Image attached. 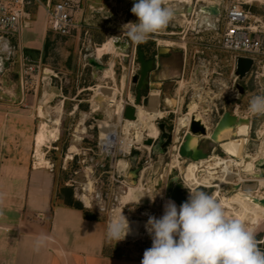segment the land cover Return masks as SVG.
<instances>
[{"label": "rangeland", "instance_id": "rangeland-1", "mask_svg": "<svg viewBox=\"0 0 264 264\" xmlns=\"http://www.w3.org/2000/svg\"><path fill=\"white\" fill-rule=\"evenodd\" d=\"M189 1L165 0V4L174 11H179L182 8L186 10L188 5L197 6L201 2L196 4V0H192L190 4ZM133 3L134 0H80L76 14L78 29L71 36H61L51 31L44 9L34 7L31 9V26L23 29L21 33H13L14 52L9 67L0 74V238L4 236L2 232L6 228L7 231H10V228L32 230L35 228L32 224L47 221L45 213L31 211L26 207V197L10 196V193L25 188L29 171L33 175L29 181L31 190L38 188L36 191L40 196L50 198L51 206L53 198L58 200L56 194L61 186L72 185L76 197L106 221L107 225L113 217L115 207L121 206L120 197L130 185L139 182V176H135L133 172L136 168L141 165H153L146 170L141 180L145 186L152 187L154 171L161 174L162 180L167 177L165 166L172 161L171 150L165 155L151 153V162L148 161L147 150L140 151V158V152H136L134 154L139 160L133 159L132 156L126 157L127 167L121 163L118 170L111 167V158L101 152L100 133L103 128L96 121L99 119L92 116L94 113L89 114L90 106L97 97L96 87H119L120 72L117 71V75L112 74L114 71L111 72L112 76H116L115 82L95 71L92 66L85 67L84 56L95 53L101 56L103 61H111V53L108 50L111 38L126 33L123 25L137 21V17L131 12ZM245 6L264 16V0H253ZM254 8L257 11H254ZM184 12L176 13L165 29L152 34L142 43L143 49L149 54L158 48L163 50L164 46L159 40L179 43L167 46L168 51L162 56V60L172 62L171 67L182 64L184 68L182 57L185 51L188 55L184 72L182 71L179 77L169 79L165 84L160 101L161 108L168 109L169 105L177 104L173 97L176 95L179 81L182 80L183 100L178 102L176 114L172 113L162 120L168 122L169 127L172 122L177 125L178 119L191 108L192 101L200 102V107L205 103L210 104V110L202 114L207 118L210 127L208 134H211L219 125L215 123L223 112L222 109L226 107L227 110L233 111L238 104L240 106L237 113L248 117V125L250 120L244 159L251 160L253 157L262 156L264 115L250 113L248 103L253 95L264 94V55L258 57L259 74H250L241 82L245 91L240 95L236 86L238 81L233 75L234 68L231 65L232 53L211 46L216 43L224 23L219 25L218 30L196 29L197 24L193 23L195 14L192 12L188 15ZM130 41L136 45L131 39ZM30 65L34 70L24 74L27 78L25 77L24 83L21 84L20 73ZM126 93L135 94L136 88L127 84ZM143 93L147 94V91ZM111 98H116V95ZM145 104L149 107L147 102ZM225 115H221L222 119ZM104 117L111 125H118L115 114L110 115L104 111ZM240 119V116H233L229 121H233L235 125ZM93 124L94 126L90 127ZM78 137L79 139H76ZM230 137L234 136L231 134L229 139ZM73 141H76L75 151L70 150ZM200 145L209 150L210 154L218 155L222 152L220 143L208 137L202 138ZM232 167L238 174L232 176L231 183L222 186L217 200H220L229 218L252 223L257 213L264 212V186L257 185L253 180L254 176L247 174L240 165L233 163ZM132 172L134 175L130 177ZM239 177H242L241 181ZM115 179H124L125 186L120 187V183ZM203 182L205 184V181ZM253 184L256 186L251 187ZM153 190L156 194L155 187ZM196 190L214 196L218 188L199 185ZM158 196L157 203L163 205L167 197L163 193V198L160 194ZM122 212L129 222L138 221L139 228L132 229L123 241L116 244L115 241L109 242V249L114 254L143 258L144 251L152 246V239L145 230V224L149 215L160 218V210L132 202L123 206ZM249 214H254L250 220L247 219ZM254 232L257 246L264 247V243L258 242L264 239V219Z\"/></svg>", "mask_w": 264, "mask_h": 264}, {"label": "built area", "instance_id": "built-area-1", "mask_svg": "<svg viewBox=\"0 0 264 264\" xmlns=\"http://www.w3.org/2000/svg\"><path fill=\"white\" fill-rule=\"evenodd\" d=\"M200 1L208 2L206 0H196L195 3L198 4ZM79 2L80 0H0V39L1 38L9 39L11 45L13 46V50H12V54H13L15 43L12 40V35L13 33H21L23 29L29 28L31 26V21H30L31 14H32L31 9H33L34 7H41L44 9L45 14H46V22L51 31L61 36H71L78 29V20H77L76 14H77V9L79 7ZM189 2L190 4H192L193 1L190 0ZM220 2L222 6V14L217 19V22L220 26H221V23L223 22L224 27H223L222 32L218 34L216 43H214L211 46L212 47L216 46L217 48L223 51H228L232 53L231 57L233 61V68H234L235 58L238 55L253 58L255 65L250 71L249 75L250 74L253 75L255 73V75L257 76V74H259L258 66H257L259 62L258 57H260L261 55H264V16L251 11L250 8L245 6L247 3L250 4L251 1L249 0H220ZM195 8L196 6H194V9ZM193 23L197 24V19H194ZM117 37H120L122 40L128 39L130 42V48L127 50L125 54L114 55L111 52L112 58L109 63L103 61V58L101 56H98L95 53L94 54L98 59H100L103 62L104 65L112 66L114 70V75H117V71L120 72L119 83H120V87L122 88L121 83L123 79H125L126 86L127 84L132 85L133 77L139 74L140 72V62L138 60L139 48H138V44L136 45L132 44V42L127 36V33H122L119 36L112 37L111 39H113V42L114 40L117 39ZM114 49L117 50L116 47H114ZM11 58H12V55L10 57L9 64H10ZM84 66L86 67V66H92V65H90L88 62H85ZM29 70L33 71L34 67L31 65L29 67L27 66L25 71L24 72L22 71L20 73L21 84L24 83L25 77L27 78V76H25L24 74L29 73L30 72ZM100 74L104 75L103 71H100ZM176 82L178 83V81ZM178 85H179L178 87H180V81ZM102 86L103 88H106V86L111 87L112 90L114 87H118V86H108V85H102ZM88 88L95 90V88L94 89L91 87H88ZM125 88L122 89L121 92H118V94L116 95L117 97L116 99L122 103V109L120 111V115L118 113L117 106H115V115L117 116L118 125L115 124L112 130L105 132V134L103 135L102 133L104 132L100 133L101 152L104 153L105 156L111 158L110 160L111 167L117 168L116 170H118V166H120L121 159L126 160V157L132 156L133 159L139 160L140 156L142 155L141 152H144V150H147L148 152V157H149L148 161L149 162L152 161L151 153H153V146L157 143L161 135L159 123L163 121L162 119H164L168 115L172 113L176 114L178 112V102L180 100H183V95H181V91L183 88L180 90L179 94L177 93L178 88H176L175 96L178 102L175 106L169 105L168 109L164 107L162 109L161 102L159 101L157 108L163 110L165 114L162 116L158 115L154 117L153 121L158 127V131L156 135L154 136L150 135L149 132L146 131V129L142 127H138V126H132V130H131L132 134L129 135V132H128L129 125L127 124V122L128 120H131V121L137 120L138 117H137V111H136L135 119L126 118L125 117L126 107L133 106L136 110H137V106L139 105L146 107L145 103L150 98L149 94L153 93L154 90L150 89L147 92V94L143 93L141 103L138 104L136 103V93L130 94L131 93L130 92V93L125 94ZM239 106L240 105L236 104L235 105L236 109L230 112L232 114L240 116L237 113V109L239 108ZM95 109L96 107H94V102H93V104H91L90 106L89 114L95 113L96 112ZM222 110H223L222 113H224L227 110V108L224 107ZM199 111H202L201 108H199ZM186 113L187 111L185 112V114ZM222 113L219 115V119ZM119 116H120V119H119ZM89 117L91 118V115ZM96 121L99 122L100 120H96ZM191 121H192V118L188 119L187 120L188 124L186 126H183L178 131H177V127H178L179 121L177 125L173 124L172 122L170 127H169V123L166 122L167 130L172 132L173 134L172 142L168 145L166 153H168L171 150L173 152L172 153L173 155L175 154L179 155L181 161L184 162V165L189 164L192 160L186 157H182L180 155V145L182 144L184 140V137H181L180 133H184L185 135V133L189 131ZM93 126L94 124L90 125V127H93ZM206 129L208 132L209 129L207 127ZM149 138L152 139L153 141L152 145H146L144 143ZM136 152H140L139 158L134 154ZM219 155L230 156V155H226L224 152L223 154L220 153ZM120 157H123V158H120ZM234 158L239 159L238 157H234ZM200 161H195V162H200ZM126 164L127 165L125 167L128 166V162ZM199 165L200 167L198 169V172H203V165L202 164H199ZM142 166L143 168L138 173L139 180L141 178L143 179L146 170L149 167H152L153 165L149 164V166H144V165ZM118 175L121 176L119 173ZM179 175L183 183L185 184L184 173L179 170ZM235 175L237 174H234V176ZM254 179H257V178L254 176L253 180ZM115 180L120 183V187L125 186L124 179H115ZM204 181H205V185L203 184L202 186L214 187L215 184H210L208 181L214 182L217 180L216 179L214 180L204 179ZM231 181L232 180H229L228 183H231ZM228 183L224 185H227ZM187 187L191 188L190 186H187ZM258 242L263 244L264 239ZM260 249L264 251V247H261Z\"/></svg>", "mask_w": 264, "mask_h": 264}, {"label": "clouds", "instance_id": "clouds-1", "mask_svg": "<svg viewBox=\"0 0 264 264\" xmlns=\"http://www.w3.org/2000/svg\"><path fill=\"white\" fill-rule=\"evenodd\" d=\"M131 12L137 21L122 28L138 45L165 29L175 15L165 0H134ZM248 111L264 115V94L251 97ZM184 186L189 195L179 207L169 199L160 218L149 215L145 230L152 246L144 251L141 264H264V251L257 246L255 232L244 221L229 218L221 203L209 193ZM158 194L163 198L162 193H145L138 196L136 203L145 196L154 201ZM130 232L129 221L120 212L109 220L106 238L116 244ZM48 239L39 237L34 249L39 251Z\"/></svg>", "mask_w": 264, "mask_h": 264}, {"label": "crops", "instance_id": "crops-1", "mask_svg": "<svg viewBox=\"0 0 264 264\" xmlns=\"http://www.w3.org/2000/svg\"><path fill=\"white\" fill-rule=\"evenodd\" d=\"M166 52L161 53L158 48L150 53L151 58L156 59L150 82L152 89L159 91V101L167 81L179 77L188 61L185 53L182 57L184 68L182 64L171 67V61L162 60ZM231 65L233 67V61ZM149 95L147 103L150 106L152 93ZM32 176L29 171L25 188L10 193V196L26 197V207L45 213L47 221L32 224L35 227L32 230L10 228L7 231L6 228L0 238V264H141L140 257L122 256L110 251L106 238L107 223L102 218L88 219L81 209L74 207L56 205L52 208L50 198L40 196L38 188L31 190L29 181ZM41 236L49 239L44 247L36 251L34 243ZM106 246L109 248L106 249Z\"/></svg>", "mask_w": 264, "mask_h": 264}, {"label": "bare ground", "instance_id": "bare-ground-1", "mask_svg": "<svg viewBox=\"0 0 264 264\" xmlns=\"http://www.w3.org/2000/svg\"><path fill=\"white\" fill-rule=\"evenodd\" d=\"M208 1H211V0H208ZM249 1H253V0H249ZM257 1H260V0H257ZM159 43L164 46V48H163L164 51H168L166 48L167 46L179 45V43L174 42V41H170V40H165V41L159 40ZM183 46H184V43H183ZM114 47L115 46H114L113 39H111V42H110L109 48H108L110 53L112 52L114 55H121V54H125L127 52V50H125V49L115 50ZM113 71L114 70H113L112 66L108 65L106 67V69L103 71L104 76L109 77V78H113L114 80H116V76H112V74L114 75V73L111 74V72H113ZM121 84H122V88L120 87V84H119V87H114L113 90L111 87H107V86H106V88H103L102 85H99L96 88L97 97H99V96L101 97V99L94 100V102L96 103V109H95L96 112L104 110L105 113H110V115H111V113L115 114V106H117L118 113L120 115V111L122 109V103L116 99L117 97L116 98H111V97L114 94L117 95L118 92H121L122 89H124L126 87L125 79L122 80ZM183 86L184 85H183V80H182V81H180V87H178V90H177L178 94L180 93V90L183 88ZM106 89H109V90H106ZM101 95H103L104 97ZM158 95H159V91L154 90L152 93V96H151V105L149 107H147V106L143 107L140 105L137 106V110H136L137 111V117H138L137 120H134V121L128 120V122H127V124L129 125V127H128L129 128L128 129L129 135L132 134V131H131L132 126L142 127L144 129H146V131H148L150 135H153V136L157 134L158 127L153 121L154 117L158 116V115L162 116L165 114V112H163V110L157 108V105L159 104ZM173 98L175 100H177L176 96ZM102 99H103V102L101 101ZM177 102H178V100H177ZM200 105H201L200 102L192 101L191 108L189 110H187V113L184 114L183 116H181L180 119L178 120L179 124L177 127V131L180 130L183 126H186L188 124V122H187L188 119L194 118V117H195V119H197V120L201 121L203 124H205L208 129L210 128L208 122L206 121L207 118L205 119V116H203V114H202V112H206L209 109L210 104L205 103L201 107H200ZM58 108H60V107H58ZM199 108H201L202 111H199ZM225 113H226V111L224 113H222V115H225ZM234 115L230 112V115L229 114L225 115V117L223 119L221 116L220 119L216 123L219 125H217L215 127V129L213 130V132L211 134H208V132H207V135H206V137H208L212 141L220 143V145L222 147V151L226 155H230V156H221L219 154L218 155L217 154H210L208 158L202 159L200 162L191 161L189 164L184 165V162L181 161L180 156L175 154V155H173L171 163L168 164L167 168H165V171L167 170V172L170 173V171L173 168H177L178 170H180L181 172L184 173L185 184L187 186H190L193 189H196V187L199 185H203L204 179H208V180L216 179L217 184H215V187H217L218 190H216L214 193L213 197L215 199L218 198L219 191L221 190L222 186L224 184L228 183L229 180H232V176L234 174H238V172H235L234 168L232 167L233 163L235 165H240L241 167H243V169L246 171L247 174L254 175L256 173L255 162L258 159H260L261 157L264 158V149H262V156L261 157L256 156V157H253L251 160H245L244 159V149H245V145L247 143L248 127H249L248 120H247L248 117L240 115V118H241L240 121L234 125L233 121H231V122L229 121L230 117H233ZM119 119H120V116H119ZM99 123L101 124V126L103 128L104 133H102V135L105 134V132L112 130V128L114 127L113 125H111L108 122L106 117L104 119L100 120ZM225 126H227V127H225ZM231 134L234 137H232V138L230 137V139H229V136ZM76 139H79V137ZM196 142H197V138H194L192 143L195 144ZM70 150L71 151L76 150V141H73V144H72ZM228 157H230V158H228ZM234 157H238L240 160L235 159ZM120 163L123 164L124 166L127 165L126 164L127 161L125 159H121ZM204 163H206L207 165ZM198 164L203 165V167H204L203 172H198V167H200V165L198 166ZM199 173H201V174H199ZM132 175H134L133 172L131 173L130 177H132ZM239 179L241 181L242 177H239ZM141 180H142V178L139 180V182L137 184L130 185L129 189L126 192H124V194L120 197L121 206L115 207V210L113 212V216L119 215L120 212H122L123 206H125L129 203H132V202H136L138 196H140V195H143L145 193H148L151 195H156L157 193L154 194L155 192H154L153 188L158 184V181L162 180V176H161V174L158 173V177L156 176L152 180V187L153 188L150 185L145 186ZM254 181H256V183L259 186L264 185V178H257V179H254ZM255 186H256L255 184L251 185V187H255ZM158 193H160V192H158ZM158 195L155 198L156 202L159 201ZM188 195H189V192L187 193V197H188ZM145 198H148V196H145L142 199H145ZM169 199L175 201L176 205L179 207L180 204L175 199H172L171 197H167L166 200H169ZM219 202H220V200H219ZM164 204L163 205L160 204L161 205V210H160V215H159L160 217L163 215V212H164ZM129 224H130L131 230L132 229L137 230L139 228L138 221H130Z\"/></svg>", "mask_w": 264, "mask_h": 264}, {"label": "water", "instance_id": "water-1", "mask_svg": "<svg viewBox=\"0 0 264 264\" xmlns=\"http://www.w3.org/2000/svg\"><path fill=\"white\" fill-rule=\"evenodd\" d=\"M208 1V0H207ZM186 13L190 15L193 11L195 14V18L197 19L196 29L202 30H218L219 24L217 19L222 14V6L220 0H211L208 2H200L196 8L192 5H188L186 10L182 8V10L174 11L176 13ZM114 45L116 49H125L128 50L130 48V42L128 39L122 40L120 37H117L114 40ZM13 46L11 45L9 39L1 38L0 39V74L4 72L5 69L9 67V60L12 55ZM160 52H165L160 48ZM84 59L88 62L95 71L100 72L106 69V65L98 59L94 53L85 54ZM138 60L140 62V72L135 75L132 79V86L136 88V103H141L143 92H148L152 89L153 85L150 83V75L151 72L156 68V59L147 58L146 53L142 50H138ZM255 62L251 57H245L238 55L235 58L234 62V70L233 75L235 79L238 81L236 86L239 91V94L242 95L245 91L244 86L241 84L244 81L252 68L254 67ZM101 99V97H97L94 100ZM103 102V99L101 100ZM226 114L230 115V111L226 110ZM234 115V114H233ZM94 118L102 120L104 119V110L97 111L92 115ZM236 117V115H234ZM125 117L128 119L136 118V109L133 106H127L125 109ZM250 125V120H249ZM159 128L161 131V135L157 141V143L153 146V152L157 155H163L167 151L168 145L172 142V132L167 130V123L165 121H161L159 123ZM181 137H184L182 144L180 145V155L182 157H186L192 161H200L202 159H206L209 157V150L203 148L200 145V140L202 137L207 135V129L205 125L195 119L192 118L190 123L189 131L187 133H180ZM197 138V142L195 144L192 143L193 139ZM146 145H152V139H147L144 142ZM223 154V151L221 152ZM167 168V165L165 166ZM143 166H139L133 172L135 176H138V173L141 171ZM256 173L254 176L256 178H264V158L261 157L255 162ZM158 177V173L154 171L152 173V180L155 177ZM155 190L162 191L163 195L166 197H171L175 199L179 204L186 201L187 193L189 192L184 188V183L179 175V170L177 168H173L170 173H168L165 180L158 181V184L155 186ZM142 205L150 206L154 209L161 210V205L157 203L155 200L152 201L148 198L142 199L140 201ZM264 204V200H263Z\"/></svg>", "mask_w": 264, "mask_h": 264}, {"label": "trees", "instance_id": "trees-1", "mask_svg": "<svg viewBox=\"0 0 264 264\" xmlns=\"http://www.w3.org/2000/svg\"><path fill=\"white\" fill-rule=\"evenodd\" d=\"M254 11H257L256 8H254ZM139 48L143 49L142 44H139ZM154 53V52H153ZM152 54V53H151ZM151 54L146 53V57L147 58H151ZM38 164H43V163H38ZM57 201L55 200V198H53L52 200V208L56 205H62V206H67V207H74V208H78L81 209L84 213V216L88 219H97L98 216L94 213V211L88 209L84 203L78 199L75 195V191L72 185H62L61 188L59 189V191H57ZM254 215V214H253ZM252 214H249L247 216V219L250 220L253 217ZM264 219V212L263 213H257L254 216V219L252 221V223H246V225L251 228L253 231H255L259 225L262 223V220ZM109 248L106 246V249ZM111 251V250H110Z\"/></svg>", "mask_w": 264, "mask_h": 264}, {"label": "flooded vegetation", "instance_id": "flooded-vegetation-1", "mask_svg": "<svg viewBox=\"0 0 264 264\" xmlns=\"http://www.w3.org/2000/svg\"><path fill=\"white\" fill-rule=\"evenodd\" d=\"M139 49H140V48H139ZM144 52H145V53H148V51H147V50H146V51L144 50Z\"/></svg>", "mask_w": 264, "mask_h": 264}]
</instances>
